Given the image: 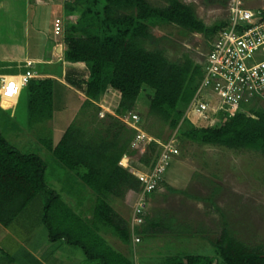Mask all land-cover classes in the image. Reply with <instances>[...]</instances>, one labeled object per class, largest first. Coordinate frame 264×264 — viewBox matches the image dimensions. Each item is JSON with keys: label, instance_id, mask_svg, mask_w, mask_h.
I'll return each instance as SVG.
<instances>
[{"label": "trees", "instance_id": "1", "mask_svg": "<svg viewBox=\"0 0 264 264\" xmlns=\"http://www.w3.org/2000/svg\"><path fill=\"white\" fill-rule=\"evenodd\" d=\"M163 1V6H153L148 0H68L63 3L65 15L74 17L75 21L65 26L60 62L84 64L85 78L82 73L65 74L66 82L81 88L86 98L81 112L95 108L93 102L111 89L120 94L115 114L122 116L135 108L141 91L147 87L151 91L146 94L148 114L175 131L181 140L231 150H250L264 158L262 106L254 104L247 109L248 105L242 104L232 115H220L222 121L213 126H196L185 117L203 79V66L188 54L174 61L161 49H147L145 41L151 37L150 28L172 24L189 33L202 34L208 46L226 26V21L207 26L198 18L193 5L181 0ZM58 64L61 68V63ZM56 83L51 77L36 76L25 84L31 126L39 120L51 119ZM242 108L247 112L241 111ZM107 115V122L101 120L91 130L85 124L70 123L56 144L52 138L40 140L56 169L66 173L64 179L52 180L51 167L48 168L42 157L21 152L0 132L2 227H9L34 199L39 198V206H42L39 225L46 232L49 247L64 253L68 250L66 254L78 249L87 264H138L135 250L143 237L157 236L162 229L172 230L173 227L161 218L144 215L143 223L134 229L139 242L132 243L129 222L114 210L110 200L122 199L128 192H138L140 183L119 163L126 155L137 164L151 168L158 145L151 142L142 153L132 149L135 131ZM93 116L96 118L95 114ZM78 181L85 187V194H90L88 209L80 205L86 204L87 199H78L71 193ZM161 185H165V178ZM167 189L176 192L170 187ZM64 193L76 200V204L67 201ZM87 213L91 214L90 218ZM170 220L171 223L173 218ZM102 229L109 230L110 235L127 245L132 255L110 245L101 235ZM209 242L214 255L181 253L161 260L163 264H264V245H247L235 236L226 221L217 237ZM0 264L18 263L14 256L0 248Z\"/></svg>", "mask_w": 264, "mask_h": 264}, {"label": "rangeland", "instance_id": "2", "mask_svg": "<svg viewBox=\"0 0 264 264\" xmlns=\"http://www.w3.org/2000/svg\"><path fill=\"white\" fill-rule=\"evenodd\" d=\"M67 1L30 0L31 5L29 6L26 3L27 16L30 22L26 25L25 30V33L29 35L26 39L27 45H29V50H27L29 56L48 53L50 40L52 41L54 37L52 28L55 23L54 35L57 41L62 44L65 26L75 21L74 17H68L64 13L63 3ZM181 1L193 5L196 15L207 26L214 25L227 16L229 0ZM241 1L245 7L252 11H264V0ZM47 2L51 4L50 7L37 6ZM148 2L153 6L164 5L163 0H148ZM1 12L2 17L3 12ZM7 19L8 16L3 14V23H1L3 27L9 25ZM1 33L0 55L11 57L25 53L24 50H19L11 40L12 31L7 30ZM150 33L151 37L145 41L147 49H161L170 60L174 61L180 60L184 54H188L196 62L203 61L207 51V43L202 34L189 33L172 24L152 27ZM7 62L12 63L11 60L4 63L7 64ZM24 66L27 65L24 64ZM47 66L48 64L45 62L32 65V67L45 68L44 70L49 68ZM51 68L57 70L60 74L59 64H55ZM81 68L84 71L86 70L85 67ZM86 75L85 71L83 78ZM75 89L82 92L81 88L77 87ZM22 91L18 103L16 102L17 104L12 107L9 101H16L17 97H0V132L12 146L21 152L35 153L42 157L47 162L48 168L51 167L49 173H52V180L54 178L56 180L57 177L67 178L66 173L62 172V169H56L50 153L41 146L40 140L55 138L56 132L57 134L62 133L63 129L72 122L77 125L85 124V127L91 130L98 124L97 122L101 120L107 122V114L119 120V117L122 118L121 115L115 114V108L119 101L115 90H111L106 96H102L95 105L97 108H88L85 114L81 112V109H74L78 100H81L79 95L72 89L56 85L54 86L51 119L39 120L38 124L31 126L27 110V96L25 90L22 89ZM147 93H151V91L145 87V91H141L132 112L139 115V126L145 132L159 141L168 140L174 135V131L170 130L157 117L148 114ZM78 106L81 105L78 104ZM250 107L252 106L249 105L246 108ZM244 111L246 112V110ZM72 114H74L73 117ZM93 114L96 115V118ZM191 120L195 119L191 117ZM213 120L214 122H210L212 124L210 126L222 121L220 116L215 117ZM192 123L197 126H208L209 122ZM181 128H185V126H181ZM34 130L35 134L33 133ZM54 131L56 132L54 133ZM175 137L178 155L165 173V185L160 186L158 191L145 200L142 211L144 215L161 218L162 222L164 220L165 224L171 225L173 228L167 232L162 229L163 232L157 236H144L142 243L135 250L137 263L163 264L161 258L181 253L214 255V248L209 240L217 237L223 221H226L235 236L247 245H264V158L259 153L250 150H231L220 146L190 143L181 140L176 136V133ZM143 151L139 150L140 153ZM125 165H128L127 161ZM72 179H74L73 176ZM74 185V191L71 192L73 196L76 195L75 197L78 199L82 197L91 203V197L88 196L90 194H85V187L79 181ZM168 187L176 190V192H169ZM131 193L133 192H128L126 197ZM65 199L67 201L73 200L69 197H65ZM123 199L116 198L115 202H113L115 199H111L110 203L113 202V205L119 209L120 201H123ZM40 200L36 198L28 205L22 215L15 219L11 224L12 226H9V229H7L9 233L0 225V245L8 252L12 253L15 249L19 250V244H17V240L12 239V234L18 240H22L25 239L26 234L21 231V226L25 228L33 227L36 234L33 233V237L39 244V246L37 245L38 253L42 259H46L45 256L50 247L48 246L46 232L39 225L42 214V206H39ZM133 206L130 209L131 217ZM125 216L127 215L125 214ZM171 217L173 221L170 223ZM129 224H131V221ZM108 231L102 229L101 232L104 237L107 232V238H105L107 242L122 253L128 256L129 254L132 255V252L127 249L128 246L121 244ZM26 243L29 242L26 241ZM66 252L59 251L55 255L56 258L52 259L53 263L87 264L80 250L74 249L71 254H66ZM51 263V261L48 262V264ZM25 264H29L28 261Z\"/></svg>", "mask_w": 264, "mask_h": 264}, {"label": "built area", "instance_id": "3", "mask_svg": "<svg viewBox=\"0 0 264 264\" xmlns=\"http://www.w3.org/2000/svg\"><path fill=\"white\" fill-rule=\"evenodd\" d=\"M224 20L226 26L218 31L207 46L203 61L199 62L203 66L204 76L185 112V117L191 122H209L210 126L215 117L225 113L230 116L242 104H256L264 108V12L248 9L241 0H229ZM33 76L34 72L28 70L17 79H7L2 85V96H17L20 86ZM191 117L195 120H191ZM119 118L135 131L132 149L145 150L151 142L158 145L154 165L144 172H136L133 166H124L121 161L119 163L140 183L129 224L131 240L135 244L139 242V237L134 229L143 223L142 211L147 195L162 186L165 173L178 155V149L175 131L170 139L159 141L139 126L138 114L130 111Z\"/></svg>", "mask_w": 264, "mask_h": 264}, {"label": "crops", "instance_id": "4", "mask_svg": "<svg viewBox=\"0 0 264 264\" xmlns=\"http://www.w3.org/2000/svg\"><path fill=\"white\" fill-rule=\"evenodd\" d=\"M30 0H0V11L3 12L4 15L8 16L7 21L9 22V25L7 27H3L1 25L2 20H3V14L2 17L0 15V35L2 34L1 32L3 31H12V35H11V40L14 42V44L16 45V47L19 50H24L25 53H23V55H13L11 57H8L6 55L2 56L0 55V97L2 96V85L3 83L9 79V78H15L17 79L19 75L24 74L26 71L30 70L32 72H34V76L33 77H51L53 79L56 80V85H60L62 87L68 88V89H72L74 90L75 93H77V95H79V97L81 98V100H78V104H80L81 106L77 105L75 106L74 109H81L82 104L84 102V100L86 99L84 94L82 92H80L79 90L75 89L74 87L68 85L66 83L65 80V74L69 73V75H79V74H84L85 71L81 68L84 67L83 63H67L65 61H61L62 59V50H63V45L61 44V42L57 41V38L54 35V26L52 28L53 30V38L52 41L50 40V44L51 48H49L48 53L45 52L44 55H31L29 56L27 50H29V45H27L26 39L29 36L27 33H25L26 31V25H28L29 22V17L27 16V7H26V3L29 5H31V3L29 2ZM37 6H41V7H45L48 6L50 7L51 4L50 3H44V4H38ZM1 12V13H2ZM29 12V11H28ZM60 47V52H56V48ZM7 60H11L12 63L10 62H6ZM40 62H45L46 64H48L47 67H49L48 69L44 70L43 68H38V67H32V65H37ZM61 63V72L60 74L57 72V70H54L53 68H51V66H54L55 64ZM24 64H26L27 66H24ZM83 65V66H81ZM46 67V68H47ZM55 85V86H56ZM69 86V87H68ZM25 85H21L19 88V93L17 96V100L16 101H9L10 102V106H15L18 102V98L21 95V93L23 92L22 89H24ZM111 89H109L105 94H103L102 96H106L108 94V92H110ZM116 92V91H115ZM117 93V99L119 97V93ZM101 96V98H102ZM16 99V98H14ZM13 99V100H14ZM100 100V99H99ZM98 101H94L93 103L95 105H97ZM17 102V103H16ZM9 106V107H10ZM75 111V110H74ZM73 111V113H74ZM74 116V114H72V117ZM68 126V125H67ZM66 128V127H65ZM65 128L63 129L62 133L64 132ZM56 131H54L55 133ZM33 133L35 134V130L33 131ZM62 133L57 134V132L55 133V138L52 137V141L54 144H56L58 142V140L60 139ZM40 143V141H39ZM41 144V143H40ZM124 158L126 159V161L128 162L129 166H133L132 168L134 169V171L136 172H144L146 171L147 168H145L144 166L137 164L135 162L134 159L124 155L121 159V163L123 164V160ZM125 166V164H123ZM122 166V165H121ZM133 193L128 194L127 197H124L123 201H120V206L118 207L119 209H117L114 205L113 202L116 201V199L112 202V207L114 208V210L121 215L124 219H126L128 222H130V218H131V211L130 209H132V206L134 205V202L136 200V195L134 193V195H132ZM65 197H69L72 198L70 195H65ZM74 200H70V202H73ZM83 201V200H82ZM76 200L73 202V204H76ZM81 203V201H80ZM133 203V204H132ZM84 204V205H83ZM81 206H83L84 209H88L91 206V203L86 202L85 203H81ZM125 214L127 216H125ZM88 216V218H90L91 214L87 213L86 214ZM12 226V225H10ZM4 229H6V232H8L7 229H9V227H4ZM21 231L23 232V234L25 235V239L22 240H18L17 238L14 237V235L12 234V239L17 240V244H19V250L15 249V251H13L12 253L8 252L3 246L0 245V248L4 249L5 251H7L9 254H11L12 256L15 257V260L17 261L18 264H25L27 261L29 264H48V262H52L51 264H54L52 259L56 258V254L58 253V250H52L51 248H47L49 250V252L47 253V255L45 256V260L42 259V257L40 256V254L38 253V246L39 244L36 242V240L34 239V235H36L34 233L35 229L32 227L31 228H25L24 226H21ZM9 233V232H8ZM34 233V235H33ZM107 235V234H106ZM105 235V238H107ZM112 236V235H111ZM113 237V236H112ZM21 241V242H20ZM26 241H28L29 243L27 244ZM31 241V242H30ZM21 243L25 244L22 245ZM109 243V242H108ZM38 245V246H37ZM48 246H50V244H48ZM114 247V246H113ZM116 249V247H114ZM51 249V250H50ZM127 249L129 250V248L127 247ZM118 250V249H117ZM127 250V252H128ZM119 251V250H118ZM130 255V254H129ZM31 261V262H30ZM56 261V260H54ZM47 262V263H46ZM56 264V262H55Z\"/></svg>", "mask_w": 264, "mask_h": 264}, {"label": "water", "instance_id": "5", "mask_svg": "<svg viewBox=\"0 0 264 264\" xmlns=\"http://www.w3.org/2000/svg\"><path fill=\"white\" fill-rule=\"evenodd\" d=\"M56 52H60V47L59 46L56 48Z\"/></svg>", "mask_w": 264, "mask_h": 264}, {"label": "bare ground", "instance_id": "6", "mask_svg": "<svg viewBox=\"0 0 264 264\" xmlns=\"http://www.w3.org/2000/svg\"><path fill=\"white\" fill-rule=\"evenodd\" d=\"M125 162H126V159L124 158L123 163L125 164Z\"/></svg>", "mask_w": 264, "mask_h": 264}, {"label": "clouds", "instance_id": "7", "mask_svg": "<svg viewBox=\"0 0 264 264\" xmlns=\"http://www.w3.org/2000/svg\"><path fill=\"white\" fill-rule=\"evenodd\" d=\"M125 168V167H124Z\"/></svg>", "mask_w": 264, "mask_h": 264}]
</instances>
